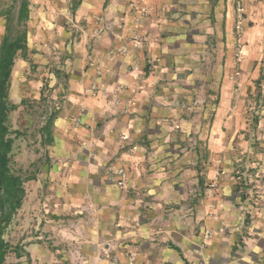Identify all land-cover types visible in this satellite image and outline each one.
<instances>
[{
  "label": "crops",
  "instance_id": "crops-1",
  "mask_svg": "<svg viewBox=\"0 0 264 264\" xmlns=\"http://www.w3.org/2000/svg\"><path fill=\"white\" fill-rule=\"evenodd\" d=\"M28 2L58 104L53 244L24 264H264V25L226 0Z\"/></svg>",
  "mask_w": 264,
  "mask_h": 264
},
{
  "label": "rangeland",
  "instance_id": "rangeland-1",
  "mask_svg": "<svg viewBox=\"0 0 264 264\" xmlns=\"http://www.w3.org/2000/svg\"><path fill=\"white\" fill-rule=\"evenodd\" d=\"M229 1L235 4L238 21L241 18H248L247 23L251 28L264 25V0H226V2ZM19 5L20 0H0L1 10L4 13L8 12L7 18L12 21L13 37L23 29L21 25H17L13 21L16 19ZM63 22L65 24V16ZM6 24L7 21L5 24L3 23V27ZM29 26L31 27V36H34V40L38 43L37 35L41 31L38 28L33 29L32 23ZM3 30L5 34L6 28ZM34 30H37L36 34ZM236 30L237 38L240 40L243 34L242 26L238 25ZM2 39L1 36L0 44ZM238 44L239 49H241L243 44L241 41ZM56 56L55 54L47 55L43 50L38 49L34 43L33 48L26 54L19 52L13 68L10 101L17 104L18 108L11 112L9 122L12 128L20 130L23 134L15 143L14 160L17 163L16 166L23 168L24 175L31 177V179L25 184L27 196L23 206L6 233V238L12 246L20 244L24 253L18 257L15 252H11L6 264L28 262L29 255L26 254L25 246L36 244L40 247L41 241H50L48 245L53 244L52 239L46 240L41 235L45 223L42 214L45 213L43 208L46 201V191H48V183H45L44 180L46 151L41 131L48 121L51 110L58 104V100L53 97V78L51 76L53 74L52 69L56 70L57 67ZM49 68L51 69L49 70ZM50 248L52 247L50 246Z\"/></svg>",
  "mask_w": 264,
  "mask_h": 264
},
{
  "label": "trees",
  "instance_id": "trees-1",
  "mask_svg": "<svg viewBox=\"0 0 264 264\" xmlns=\"http://www.w3.org/2000/svg\"><path fill=\"white\" fill-rule=\"evenodd\" d=\"M28 6V0H21L17 25L27 20ZM11 23L7 18L6 31L0 44V264H6L11 252H15L18 257L24 253L20 244L12 246L6 233L23 206L27 196L25 184L31 179L24 175L22 167L16 166L15 143L23 134L12 128L9 122L11 112L18 108L17 104L10 101L13 68L19 52L27 49V30L24 29L13 37ZM52 115L41 131L45 144L52 142L49 130ZM26 254L28 255L27 252Z\"/></svg>",
  "mask_w": 264,
  "mask_h": 264
},
{
  "label": "built area",
  "instance_id": "built-area-1",
  "mask_svg": "<svg viewBox=\"0 0 264 264\" xmlns=\"http://www.w3.org/2000/svg\"><path fill=\"white\" fill-rule=\"evenodd\" d=\"M106 28H107V29H109V28H110V26H109V25H107V26H106ZM183 106L187 107V105H186V104H183Z\"/></svg>",
  "mask_w": 264,
  "mask_h": 264
}]
</instances>
